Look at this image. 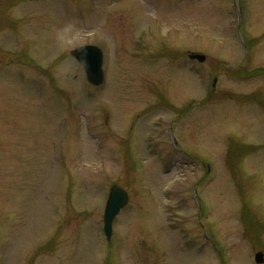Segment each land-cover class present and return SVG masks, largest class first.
<instances>
[{
  "label": "rangeland",
  "instance_id": "rangeland-1",
  "mask_svg": "<svg viewBox=\"0 0 264 264\" xmlns=\"http://www.w3.org/2000/svg\"><path fill=\"white\" fill-rule=\"evenodd\" d=\"M83 43L104 51L103 86L70 55ZM115 182L130 201L108 238ZM259 249L264 0H0V264H260Z\"/></svg>",
  "mask_w": 264,
  "mask_h": 264
},
{
  "label": "water",
  "instance_id": "water-1",
  "mask_svg": "<svg viewBox=\"0 0 264 264\" xmlns=\"http://www.w3.org/2000/svg\"><path fill=\"white\" fill-rule=\"evenodd\" d=\"M73 53L85 65L89 79L94 83L102 81V56L98 48L94 46H82L73 51ZM202 58V57H201ZM129 196L126 190L118 184L112 186L110 197L106 209V231L111 232V223L114 215L119 209L128 202ZM257 259L263 260V253H257Z\"/></svg>",
  "mask_w": 264,
  "mask_h": 264
}]
</instances>
